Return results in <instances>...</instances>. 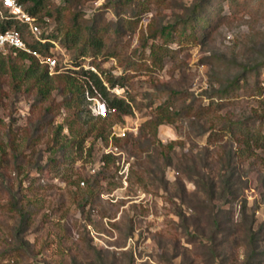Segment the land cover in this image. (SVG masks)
Here are the masks:
<instances>
[{"label": "rangeland", "instance_id": "obj_1", "mask_svg": "<svg viewBox=\"0 0 264 264\" xmlns=\"http://www.w3.org/2000/svg\"><path fill=\"white\" fill-rule=\"evenodd\" d=\"M47 1L58 72L0 57V264H264V0ZM78 12L111 53L76 59ZM87 68L132 112L93 115Z\"/></svg>", "mask_w": 264, "mask_h": 264}, {"label": "trees", "instance_id": "obj_2", "mask_svg": "<svg viewBox=\"0 0 264 264\" xmlns=\"http://www.w3.org/2000/svg\"><path fill=\"white\" fill-rule=\"evenodd\" d=\"M29 0H19L20 3L23 5L28 2ZM33 4L31 6H25L26 10L29 11L32 15H38L42 13V15H53L54 14V9H51L49 7L48 1L47 0H31ZM130 0H121L119 3H126L129 2ZM59 9V8H58ZM57 11L59 12V10ZM201 9V6H197L196 8V15L190 18L186 22V24L189 27H195V25L198 23L203 24L204 26H207L208 24L211 23V20L209 18H206L205 16H199L198 12ZM40 18L43 20V16H40ZM40 20V19H39ZM38 20V21H39ZM14 22V23H13ZM41 21H39L40 23ZM13 24L19 30L23 33V27L25 26L24 24L18 22V21H2L0 20V28L6 29L8 27H12ZM20 24H22V28H20ZM41 25V23H40ZM42 26V25H41ZM22 29V30H21ZM177 28L172 25H168L162 29H160L158 32L162 37H164V40H170L173 34V31H175ZM183 32V31H182ZM48 37H52L51 34L46 32ZM107 35L106 32V27L104 24H101V22L97 19H92L91 21L82 18L81 13H76L73 20L69 24V27L65 31V37H66V45L68 47H73L75 46L78 53L76 56V59H79L81 57H88V55L96 56L97 54L100 53H111L109 47L105 42L104 38ZM24 37V35H23ZM25 38V37H24ZM33 46L35 47H40L41 51L45 53H49V49L51 46L50 42H47L46 44L39 45L37 43H33ZM8 54H19L22 58H29L31 60V63L33 66H36V68L43 67V72L42 75L43 77H48V75H55L56 73L49 74L48 67L45 65H42L37 58H35L32 55H29L24 52H17L15 53L14 51L9 52ZM7 55V54H6ZM5 55H1L0 57H4ZM77 64H80V62H76ZM260 66H264V63L261 64ZM3 67L0 66V69ZM248 70V69H247ZM250 71V70H249ZM75 73H79L80 75H90L95 83L96 86L100 89V91L103 93V95L106 98V101L108 103V108L109 110L114 109L117 112H120L122 114H129L132 112L133 106L129 103L126 102L123 98H120L118 96H111L110 91L107 89L106 84L104 81L100 78V76L97 74V72H94L92 69H82L81 71H74ZM49 78V77H48ZM109 83H111L112 86L116 85L115 81H112L111 78H108ZM46 84V83H45ZM241 87V83L239 78H235L229 81L228 85L220 90H218L215 94L220 98H229L235 91L236 89ZM96 88V87H95ZM46 89V88H45ZM91 94H93V90L90 89ZM82 93L83 97L86 96L84 86H82ZM175 113H178V111H175ZM159 117L158 119L161 121L162 119L168 120V121H173L174 120V113L172 114L168 110L164 109L163 107L159 109ZM109 117V116H108ZM108 117H99L100 119H107ZM158 122V121H157ZM235 130V129H234Z\"/></svg>", "mask_w": 264, "mask_h": 264}, {"label": "built area", "instance_id": "obj_3", "mask_svg": "<svg viewBox=\"0 0 264 264\" xmlns=\"http://www.w3.org/2000/svg\"><path fill=\"white\" fill-rule=\"evenodd\" d=\"M0 20L18 21L24 24L32 35L33 43L43 45L50 42L51 44H55V41H52L51 38L47 36L43 26L40 25L37 18L29 13L19 0H0ZM33 43L27 41L19 29L13 27H8L6 29L0 28L1 55H6L11 51H14L15 53L21 51L34 56L42 65L47 66L49 74L58 72L57 58L51 48L48 54H44L40 47L33 46ZM50 47H52V45ZM89 89L93 90V94H91ZM89 89L86 90V97L89 101L90 111L97 117L106 116L109 112L107 103L100 96V93L94 85L91 84ZM110 152L114 151L110 150Z\"/></svg>", "mask_w": 264, "mask_h": 264}]
</instances>
